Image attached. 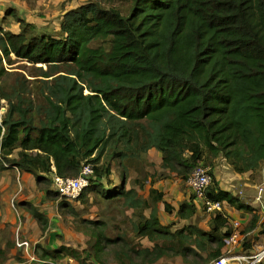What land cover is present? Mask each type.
<instances>
[{"label": "trees", "instance_id": "trees-1", "mask_svg": "<svg viewBox=\"0 0 264 264\" xmlns=\"http://www.w3.org/2000/svg\"><path fill=\"white\" fill-rule=\"evenodd\" d=\"M106 1L67 11L56 35L18 17L19 34L0 26V79L2 61L12 65V55L45 66L33 67L32 76L41 78L36 101L17 80L0 97L7 101L0 114V170L30 174L62 210L70 206L49 189L52 177H76L90 164L93 177L75 201L87 191L121 204L135 218L134 237L151 244L127 234L108 237L105 222H90V251L38 247L39 264L67 258L102 264L108 249L117 264L175 258L210 264L230 234L225 207L252 212L250 205L221 189L209 171L205 198L223 211L209 214L203 230L190 223L197 211L206 215L191 193L175 210L152 185L144 199L126 183L130 166L150 150L161 155L160 168L183 183L197 166L209 170L220 158L237 174L264 166V0ZM113 161L121 180L109 189ZM159 203L185 223L174 230L162 225ZM26 209L44 232L45 215ZM256 221L253 216L248 230Z\"/></svg>", "mask_w": 264, "mask_h": 264}, {"label": "rangeland", "instance_id": "rangeland-1", "mask_svg": "<svg viewBox=\"0 0 264 264\" xmlns=\"http://www.w3.org/2000/svg\"><path fill=\"white\" fill-rule=\"evenodd\" d=\"M89 1L101 2L103 4V1L106 0H27L26 10L31 12V18L35 21L37 30L56 35L59 31L58 26L61 16L67 11L75 9ZM16 15L20 18L18 14ZM7 21L17 23V19L13 18ZM6 28H8L7 25ZM10 58L13 61L12 65H8L5 60L1 64L5 74L0 79V97H2V94L9 95L14 82L17 80L28 85L31 91L29 93L30 97L36 101L37 96L35 94H37L36 90L41 78L32 76L35 74L33 67L40 68L45 66L40 64L31 65L24 61L15 60L14 56ZM6 108L7 101L0 99V113L4 114ZM13 156H16V152L13 153ZM113 162L109 177L111 183L109 189L114 185H119L121 180L118 162ZM160 164L161 155L158 152L152 150L147 153L144 160L136 167L132 168V165L130 166L126 188L134 187L142 198L148 199V191L152 185V187L164 194V201L176 210L178 205L186 200L187 196L190 197V191L187 183H183L175 175L161 169ZM209 171L218 179L217 182L222 184L221 188L223 190L230 192L233 196L239 197L242 201L250 202L247 201L250 197L247 194L248 189H254L256 193L259 188L264 189V166L258 171L253 172L249 181L247 178H243V174L235 173L231 166L222 158L213 162ZM23 174L14 168L0 170V264L4 263L7 255L9 256L8 259H13L17 264H39L36 260L37 258L31 259L27 255H23L21 249L16 245L20 240L26 239L22 232L24 230L23 226L29 224L26 213L27 205H36L39 212L45 205L44 207L47 209L46 213L49 216V218H46L48 226L44 232L38 226L41 234V237L37 239V241L39 240L38 243H35L34 240L26 239L30 242L31 249L35 251L40 250L39 248L54 249V247L48 245L49 238L51 237H54L53 242L56 247L63 245L77 251H90L94 239L91 237L88 227L91 226L90 222L99 221L106 223V235L108 237L127 234L128 239L140 242L145 247H151V244L146 239L138 240L134 237L132 222L135 218L132 212L125 210L121 204L108 203L101 198L100 194L85 191V195L77 201L67 200L73 212L69 208L60 210L58 207L59 200L54 201V199L48 197L43 192L42 185H37L32 176ZM103 184L105 188L108 186L105 183ZM49 189L53 191L52 185H50ZM6 205L13 211V224L10 223L11 219L7 218L5 214L4 207ZM175 210L171 213H165L163 205L161 203L158 204V214L161 224L172 226V230L180 228L185 223L177 218ZM21 211H25L24 214ZM206 217V215L204 216L200 212L195 220L197 226L202 225L205 229L208 228V223L204 224ZM35 256L37 257V254ZM102 257V264H117L109 249L104 252ZM4 258L5 260H3ZM178 260L181 261L179 258H175L161 263L175 264ZM57 264L70 263L65 260ZM74 264H77L75 260Z\"/></svg>", "mask_w": 264, "mask_h": 264}, {"label": "built area", "instance_id": "built-area-1", "mask_svg": "<svg viewBox=\"0 0 264 264\" xmlns=\"http://www.w3.org/2000/svg\"><path fill=\"white\" fill-rule=\"evenodd\" d=\"M1 114V113H0ZM93 177V168L90 164H83L78 176L73 178H63L54 175L52 177L53 191L57 192L60 198L68 201H75L80 193L89 186V181ZM190 193L203 207L206 215L222 212L223 205L220 202H210L205 198V191L211 183L208 170L202 166H197L186 181ZM264 189L259 188L254 198V202L261 204ZM264 215V212H263ZM230 234L224 240L222 255L210 264H261L264 262V248L257 251H244L242 249L243 240L246 234H242L241 224L237 220L229 221ZM17 247L24 251L29 258L36 259L31 253V244L27 240H20ZM38 261V259H36ZM67 262L74 264L72 258H67Z\"/></svg>", "mask_w": 264, "mask_h": 264}, {"label": "crops", "instance_id": "crops-1", "mask_svg": "<svg viewBox=\"0 0 264 264\" xmlns=\"http://www.w3.org/2000/svg\"><path fill=\"white\" fill-rule=\"evenodd\" d=\"M26 1L27 0H0V26H1V28H3L4 31L10 32L11 34H14V35L19 34V32H20L19 24L11 22V21H7L8 19L10 20L11 18L17 19L16 14H18L20 19H23L27 23L34 25L36 27L35 21L31 18L32 17L31 12L26 10L27 9L26 8ZM14 16H16V18ZM62 16H61V18H62ZM61 18H60V21H61ZM59 24H60V22H59ZM6 25L8 26V28H6ZM58 28H59V26H58ZM39 32L40 33H47V32H43L40 30H39ZM48 34H50V33H48ZM150 151H152V150H150ZM23 175H27V173H24ZM28 175H30V174H28ZM252 175H253V173H251V172L245 173V174H243V178H247V180L249 181V178L252 177ZM216 180L218 181V179H216ZM218 185L220 186V188L222 187V184L220 182H218ZM247 191H248L247 194L250 196V197L248 196L249 198L247 201H250V202H246V201L245 202L248 205H250V207L253 209V211L252 212H242V211H237L234 208H231L229 206H226L225 207V213H226L227 217H229V219L236 220V221L238 220L241 224L242 232H244V234L247 235L246 238L243 240L242 249H244V251H257L259 248H264V215H263V212H264V191L262 194L261 204L254 202V198L257 194L254 189H252V190L248 189ZM188 197L189 196H187L186 199H188ZM44 206L40 209V213H43L46 218H49L48 214L46 213L47 209ZM34 207H36V205H34ZM4 211H5V214L7 215V218L11 219L10 223L13 224L14 215H13V211L11 210V208L6 205V207H4ZM24 212L21 211L22 214H24ZM26 213L28 215L29 224H25L23 226L24 230H23L22 234H23L24 238L34 240L35 243H38L39 240L37 241V239L41 237L40 229L38 228V225L34 221V219H32V217L30 216L28 211H26ZM199 213L200 212L197 211L196 216H194V218L190 221V223L196 224L195 220H196V217L198 216ZM202 215L205 216V214H203V213H202ZM206 216L207 217H206V221L204 222V224H207L209 219H210V217L208 215H206ZM253 216H256V218H257L255 227L253 229L248 230V227L250 226L249 224L253 220ZM30 218H31V220H30ZM49 223H50V220H49ZM198 227L202 228L203 230H208V228L205 229L202 225H198ZM53 239H54V237L49 238L48 245L50 247L51 246L56 247L54 242H53L54 241ZM31 248H32V246H31ZM44 249H49V248H44ZM38 251H40V250H38ZM21 252L23 255H25V256L27 255L24 251H21ZM36 252L37 251H35L34 249H31V251H30V253L35 258H37L35 256ZM29 255L30 254H28L27 256L29 257ZM8 258H9V256L7 255L6 260L4 261L3 264H15V263L17 264L16 261H14L13 259H8ZM176 263L182 264V261L178 260V261H176ZM156 264H163V263L158 262Z\"/></svg>", "mask_w": 264, "mask_h": 264}, {"label": "clouds", "instance_id": "clouds-1", "mask_svg": "<svg viewBox=\"0 0 264 264\" xmlns=\"http://www.w3.org/2000/svg\"><path fill=\"white\" fill-rule=\"evenodd\" d=\"M13 56V55H12Z\"/></svg>", "mask_w": 264, "mask_h": 264}]
</instances>
